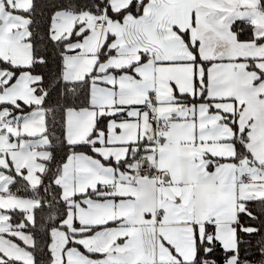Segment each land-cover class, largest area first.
<instances>
[{
  "label": "snow or ice",
  "instance_id": "obj_1",
  "mask_svg": "<svg viewBox=\"0 0 264 264\" xmlns=\"http://www.w3.org/2000/svg\"><path fill=\"white\" fill-rule=\"evenodd\" d=\"M0 264H264V0H0Z\"/></svg>",
  "mask_w": 264,
  "mask_h": 264
}]
</instances>
